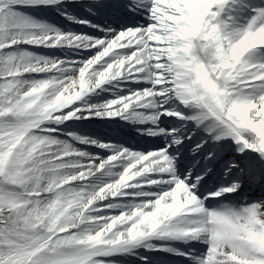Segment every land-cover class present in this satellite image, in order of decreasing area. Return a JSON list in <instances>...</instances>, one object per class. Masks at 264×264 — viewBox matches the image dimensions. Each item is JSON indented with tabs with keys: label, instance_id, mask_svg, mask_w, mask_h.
<instances>
[{
	"label": "snow or ice",
	"instance_id": "obj_1",
	"mask_svg": "<svg viewBox=\"0 0 264 264\" xmlns=\"http://www.w3.org/2000/svg\"><path fill=\"white\" fill-rule=\"evenodd\" d=\"M0 264H264V0H0Z\"/></svg>",
	"mask_w": 264,
	"mask_h": 264
}]
</instances>
